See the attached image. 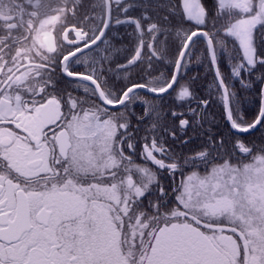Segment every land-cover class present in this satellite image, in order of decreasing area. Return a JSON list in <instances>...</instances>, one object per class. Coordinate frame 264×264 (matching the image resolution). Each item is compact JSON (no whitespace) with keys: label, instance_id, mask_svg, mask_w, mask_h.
I'll return each mask as SVG.
<instances>
[{"label":"snow or ice","instance_id":"obj_1","mask_svg":"<svg viewBox=\"0 0 264 264\" xmlns=\"http://www.w3.org/2000/svg\"><path fill=\"white\" fill-rule=\"evenodd\" d=\"M0 264H264V0H0Z\"/></svg>","mask_w":264,"mask_h":264},{"label":"trees","instance_id":"obj_2","mask_svg":"<svg viewBox=\"0 0 264 264\" xmlns=\"http://www.w3.org/2000/svg\"><path fill=\"white\" fill-rule=\"evenodd\" d=\"M245 107H246V108H248V107H252V105L248 104V106L245 105ZM188 134H189V135H192L191 130H189V133H188Z\"/></svg>","mask_w":264,"mask_h":264},{"label":"flooded vegetation","instance_id":"obj_3","mask_svg":"<svg viewBox=\"0 0 264 264\" xmlns=\"http://www.w3.org/2000/svg\"><path fill=\"white\" fill-rule=\"evenodd\" d=\"M246 106H248V104H246ZM139 110V109H138Z\"/></svg>","mask_w":264,"mask_h":264}]
</instances>
